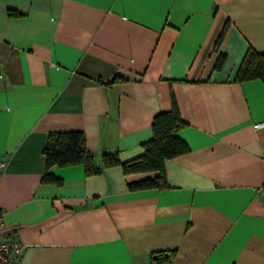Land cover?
Segmentation results:
<instances>
[{
	"label": "crops",
	"instance_id": "obj_1",
	"mask_svg": "<svg viewBox=\"0 0 264 264\" xmlns=\"http://www.w3.org/2000/svg\"><path fill=\"white\" fill-rule=\"evenodd\" d=\"M249 47L264 52V0H0V237L20 264H264V83L233 80ZM174 104L188 150L166 186L130 188L159 173L103 154L141 155ZM67 130L96 173L46 168Z\"/></svg>",
	"mask_w": 264,
	"mask_h": 264
},
{
	"label": "trees",
	"instance_id": "obj_2",
	"mask_svg": "<svg viewBox=\"0 0 264 264\" xmlns=\"http://www.w3.org/2000/svg\"><path fill=\"white\" fill-rule=\"evenodd\" d=\"M9 14L17 13L9 10ZM224 32L225 27L219 35L218 42L222 39ZM223 58L224 55L221 53L215 63L216 67H220ZM250 79H260L264 83V52H258L252 47L246 50L233 78L235 82ZM183 126H185V122L181 119L174 104L170 110L158 112L153 116L152 137L142 144L143 153L141 155L121 161L116 153H105L102 156L103 165L119 164L125 173L139 171H157L159 173L155 177L131 182L130 188L166 186L164 161L188 150L185 141L175 134ZM43 153L47 169L52 166L60 167L81 163L87 174L98 171L93 163V155L85 145V134L81 130L49 132L43 146ZM42 182L61 184L62 179L47 171L42 177ZM160 255H157L153 264H169L173 252H167V256L163 260L159 259Z\"/></svg>",
	"mask_w": 264,
	"mask_h": 264
},
{
	"label": "built area",
	"instance_id": "obj_3",
	"mask_svg": "<svg viewBox=\"0 0 264 264\" xmlns=\"http://www.w3.org/2000/svg\"><path fill=\"white\" fill-rule=\"evenodd\" d=\"M264 125V122L256 123L255 126ZM5 162L0 160V175L4 169ZM257 191L262 193L264 197V182L261 183ZM3 212L0 210V227L2 225ZM23 245L19 238L15 236L0 237V264H20V256L22 253Z\"/></svg>",
	"mask_w": 264,
	"mask_h": 264
}]
</instances>
